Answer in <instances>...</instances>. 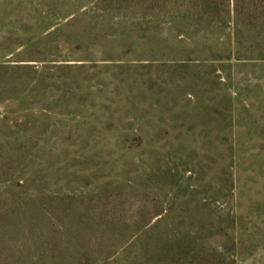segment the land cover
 Listing matches in <instances>:
<instances>
[{"label": "rangeland", "instance_id": "374dc122", "mask_svg": "<svg viewBox=\"0 0 264 264\" xmlns=\"http://www.w3.org/2000/svg\"><path fill=\"white\" fill-rule=\"evenodd\" d=\"M0 264H264V0H0Z\"/></svg>", "mask_w": 264, "mask_h": 264}]
</instances>
